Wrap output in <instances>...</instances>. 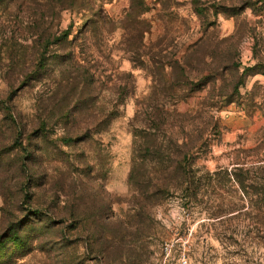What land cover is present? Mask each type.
<instances>
[{
	"label": "rangeland",
	"instance_id": "rangeland-1",
	"mask_svg": "<svg viewBox=\"0 0 264 264\" xmlns=\"http://www.w3.org/2000/svg\"><path fill=\"white\" fill-rule=\"evenodd\" d=\"M18 225L0 264H264V0H0Z\"/></svg>",
	"mask_w": 264,
	"mask_h": 264
},
{
	"label": "trees",
	"instance_id": "trees-1",
	"mask_svg": "<svg viewBox=\"0 0 264 264\" xmlns=\"http://www.w3.org/2000/svg\"><path fill=\"white\" fill-rule=\"evenodd\" d=\"M190 168H191L190 162L188 161V159L186 157H184L182 159V162L179 163L177 170L180 171V172H183V174L186 176L187 181L189 180L188 179L189 178L188 177V175H189L188 173H189ZM33 212L34 213H32L31 216L33 218H37V216H39L38 213L35 210ZM19 228H20L19 225L18 226H14L11 229H9L8 232L5 235L0 236V244H2L3 241L5 239L9 238L11 235H13V237H16L17 234H15V232L18 231Z\"/></svg>",
	"mask_w": 264,
	"mask_h": 264
}]
</instances>
